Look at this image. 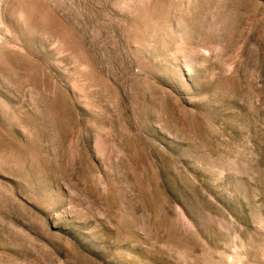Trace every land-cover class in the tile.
<instances>
[{
  "label": "rangeland",
  "instance_id": "rangeland-1",
  "mask_svg": "<svg viewBox=\"0 0 264 264\" xmlns=\"http://www.w3.org/2000/svg\"><path fill=\"white\" fill-rule=\"evenodd\" d=\"M0 264H264V0H0Z\"/></svg>",
  "mask_w": 264,
  "mask_h": 264
}]
</instances>
